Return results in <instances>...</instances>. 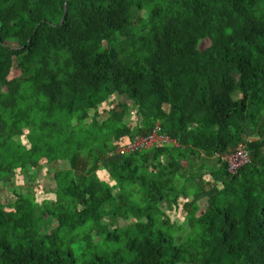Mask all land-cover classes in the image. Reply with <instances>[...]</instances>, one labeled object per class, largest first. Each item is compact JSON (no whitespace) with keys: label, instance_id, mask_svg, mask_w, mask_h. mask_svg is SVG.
<instances>
[{"label":"trees","instance_id":"trees-1","mask_svg":"<svg viewBox=\"0 0 264 264\" xmlns=\"http://www.w3.org/2000/svg\"><path fill=\"white\" fill-rule=\"evenodd\" d=\"M3 85L0 183L63 152L68 167L42 203L11 187L0 264H264V0H0ZM113 93L130 103L91 129L88 110ZM133 110L140 124L124 121ZM157 127L171 142L116 151ZM239 144L249 160L229 175L219 157ZM179 197L206 208L181 202L177 223Z\"/></svg>","mask_w":264,"mask_h":264},{"label":"rangeland","instance_id":"rangeland-1","mask_svg":"<svg viewBox=\"0 0 264 264\" xmlns=\"http://www.w3.org/2000/svg\"><path fill=\"white\" fill-rule=\"evenodd\" d=\"M7 45L11 47H16L17 43L13 39L7 40ZM197 49L201 53V56L203 58H207L210 55L211 46L209 43L208 38H204L200 40V42L197 45ZM19 59L14 60V65L11 71V74L8 78V80L19 78L21 76V71L18 67ZM6 86L3 85L0 87V90H5ZM114 101H126L128 104L130 103L129 100H126L123 96L118 95L117 93H113L110 95L105 101H103L101 104H99L97 107L90 108L88 110V117L86 119L87 125L91 129L96 128V123H98L99 120H102L104 117H106L108 109L112 102ZM166 106V104H165ZM240 115L236 116V119L239 120ZM124 121L126 123H133L136 122L138 124L141 123L140 116L136 111H129L124 116ZM44 136L47 137V132L44 131L41 133L39 137L42 138ZM29 134L26 131V135L24 136V142L28 144ZM66 153L63 152L60 154V160L57 162H54L52 164H42L37 167H27L26 170H18L17 175L15 178L9 182L8 184H2L0 185V205H2L6 210L11 211L14 209L15 203L17 201V197L10 191L11 187L16 188L20 187L24 189V192L29 194L36 202L42 203V201L53 199L54 194L51 193V189L54 185L53 181V173L55 170L68 167V163L66 161ZM98 177L107 183L109 186L114 187V180L110 177L108 172L100 166L98 168ZM186 200L190 203H192V200L190 198H183L179 197L177 200V208L176 210H168V214L175 222H180V220L184 217V212L181 210L180 203L186 202ZM195 203V202H194ZM192 203L191 207L193 206V212L195 215H199L205 208H206V202L204 200L198 201L196 204ZM134 220V216L131 217L130 220H124L119 219L118 223L123 224L127 223L128 221ZM5 233H12L13 228H3L2 229ZM49 225H45L42 228L43 233H48ZM88 239L90 241L95 240V235H88ZM68 243L69 245L75 249V252L79 254L82 250H84L85 243L83 241H79L73 236L68 237ZM131 262L133 263H142L143 258L135 256L131 259Z\"/></svg>","mask_w":264,"mask_h":264},{"label":"built area","instance_id":"built-area-1","mask_svg":"<svg viewBox=\"0 0 264 264\" xmlns=\"http://www.w3.org/2000/svg\"><path fill=\"white\" fill-rule=\"evenodd\" d=\"M171 142L164 134L158 131V127L145 135L137 134L133 138L117 147V152L140 151L152 148L157 145H163ZM225 164V171L229 175H234L236 171L249 160V154L244 147L239 144L231 152L225 153L219 157Z\"/></svg>","mask_w":264,"mask_h":264},{"label":"water","instance_id":"water-1","mask_svg":"<svg viewBox=\"0 0 264 264\" xmlns=\"http://www.w3.org/2000/svg\"><path fill=\"white\" fill-rule=\"evenodd\" d=\"M65 14V4H63V15ZM62 19H60L59 22H61Z\"/></svg>","mask_w":264,"mask_h":264},{"label":"crops","instance_id":"crops-1","mask_svg":"<svg viewBox=\"0 0 264 264\" xmlns=\"http://www.w3.org/2000/svg\"><path fill=\"white\" fill-rule=\"evenodd\" d=\"M26 170V169H25ZM0 185H2V183H0Z\"/></svg>","mask_w":264,"mask_h":264}]
</instances>
